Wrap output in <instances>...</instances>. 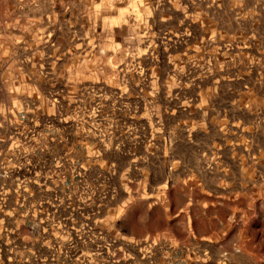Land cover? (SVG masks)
<instances>
[{"label":"rangeland","instance_id":"obj_1","mask_svg":"<svg viewBox=\"0 0 264 264\" xmlns=\"http://www.w3.org/2000/svg\"><path fill=\"white\" fill-rule=\"evenodd\" d=\"M20 110L86 125L109 233L214 254L220 216L264 264V0H0V124Z\"/></svg>","mask_w":264,"mask_h":264},{"label":"built area","instance_id":"obj_2","mask_svg":"<svg viewBox=\"0 0 264 264\" xmlns=\"http://www.w3.org/2000/svg\"><path fill=\"white\" fill-rule=\"evenodd\" d=\"M31 116L20 110L0 124V264H43L49 254L73 264H182L170 241L109 233L105 213L119 192H107L104 166L92 171L85 124L79 142L71 120ZM22 226L34 236L20 255L3 240L27 239Z\"/></svg>","mask_w":264,"mask_h":264},{"label":"crops","instance_id":"obj_3","mask_svg":"<svg viewBox=\"0 0 264 264\" xmlns=\"http://www.w3.org/2000/svg\"><path fill=\"white\" fill-rule=\"evenodd\" d=\"M218 218L219 221L217 225L219 226L218 228L219 231L214 234L216 243L212 245L215 251L214 254L210 253L211 249L208 247L209 245L208 243H204L202 247L201 245H199L197 241H193L192 244H179V247L175 250V254L180 257L182 264H191L192 262H194V257L192 256V253L193 254L197 253L198 254L197 256L199 258L203 257L204 259H206L205 255L209 254L208 256L209 257L212 256L211 260H213L215 264H239L242 261H244L241 258L242 255L237 256L238 252L240 251L239 250L238 252L235 251L234 241L228 237L230 231L235 228L234 220L230 218L228 220H223V218L220 216ZM26 227L27 229L29 228L28 226H23L21 228V231L25 233H29L27 232L28 231L27 229H23ZM238 227L243 232L246 238L247 235L249 234V230L245 222L240 224V226ZM3 242L7 246L9 244L10 248H12L13 246H17L18 248H15V253L18 252L20 253V255L23 253L20 247L23 244H28V240L25 238L24 239L18 238L16 239V241L14 239L12 240L7 239V240H3ZM225 252H228L229 254L225 255ZM197 261H201V260L198 259ZM32 263L41 264L40 262L38 263L37 261H33ZM7 264H15V263L9 262Z\"/></svg>","mask_w":264,"mask_h":264}]
</instances>
